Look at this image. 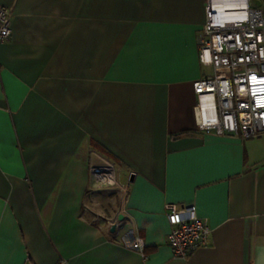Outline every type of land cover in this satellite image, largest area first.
Segmentation results:
<instances>
[{"label":"crops","instance_id":"obj_1","mask_svg":"<svg viewBox=\"0 0 264 264\" xmlns=\"http://www.w3.org/2000/svg\"><path fill=\"white\" fill-rule=\"evenodd\" d=\"M205 2L0 0V264H264V131L198 129ZM106 162L124 190L93 185ZM168 202L211 228L185 258Z\"/></svg>","mask_w":264,"mask_h":264},{"label":"built area","instance_id":"obj_2","mask_svg":"<svg viewBox=\"0 0 264 264\" xmlns=\"http://www.w3.org/2000/svg\"><path fill=\"white\" fill-rule=\"evenodd\" d=\"M205 20L197 36L198 59L212 68L193 82L198 129L218 135L251 137L264 131V8L252 0H206ZM11 34L10 10L0 6V42ZM93 185L125 187L113 163L92 166ZM170 230L166 241L173 254L185 258L204 245L211 232L193 203L164 205ZM115 233L122 220H115ZM131 247L145 256V244L134 236Z\"/></svg>","mask_w":264,"mask_h":264},{"label":"water","instance_id":"obj_3","mask_svg":"<svg viewBox=\"0 0 264 264\" xmlns=\"http://www.w3.org/2000/svg\"><path fill=\"white\" fill-rule=\"evenodd\" d=\"M121 219H122V215H119L118 216V220H121ZM115 228H116L115 223L111 224V226H110V232L115 231Z\"/></svg>","mask_w":264,"mask_h":264}]
</instances>
